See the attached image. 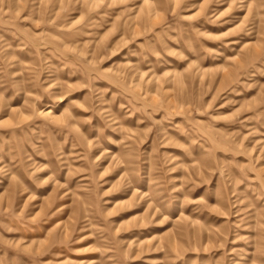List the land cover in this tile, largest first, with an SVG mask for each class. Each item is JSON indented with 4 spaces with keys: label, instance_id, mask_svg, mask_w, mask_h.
I'll return each instance as SVG.
<instances>
[{
    "label": "rangeland",
    "instance_id": "1",
    "mask_svg": "<svg viewBox=\"0 0 264 264\" xmlns=\"http://www.w3.org/2000/svg\"><path fill=\"white\" fill-rule=\"evenodd\" d=\"M0 264H264V0H0Z\"/></svg>",
    "mask_w": 264,
    "mask_h": 264
}]
</instances>
